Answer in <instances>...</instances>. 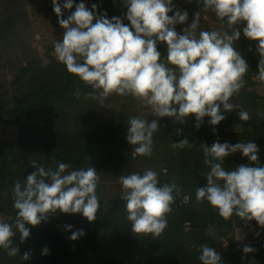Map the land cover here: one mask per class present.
<instances>
[{
  "label": "clouds",
  "instance_id": "9594fccd",
  "mask_svg": "<svg viewBox=\"0 0 264 264\" xmlns=\"http://www.w3.org/2000/svg\"><path fill=\"white\" fill-rule=\"evenodd\" d=\"M51 3L64 30L62 39L53 46L55 59L92 89L86 98L97 100L103 107L112 95L128 96L150 108L151 115L157 117L150 123L139 116L128 118L126 139L134 157L153 154V135L160 129L159 118H173L183 124L194 116L199 129L205 117L210 118L208 123L212 126L223 121L226 117L221 108L225 112L240 108L239 119H250L247 111L231 102L245 87L249 72L235 42L241 37L238 26H242L243 36L255 42L259 55L254 79L264 85V0H198L202 9L180 32L176 25L186 24L189 13L176 9L173 0H123L128 24L120 17L107 18L106 12L97 14V5L89 10L83 2L75 5V11L65 19L62 7L72 9L73 0H65L62 6L58 0ZM207 13L214 14L219 28L200 29ZM160 43L166 45V56L158 50ZM76 95H80L79 91ZM181 131L177 129V134ZM172 146L190 149L194 145L185 137ZM200 148L203 164L209 170L205 173L206 186L195 190L196 202L206 201L226 221L235 215L243 221L255 220L264 228V166L259 165L258 146L252 141L233 145L217 139L210 147L204 143ZM236 152L257 166L242 164L226 170L225 158ZM31 165L35 167L37 163L32 161ZM69 168L66 163H59L55 170L39 167L23 185L19 181L14 184V222L0 219V249L8 256L19 253V248L13 246L17 232L24 242L30 236L26 225L38 226L57 212L82 214L89 223L97 220L102 208L97 194L100 175L90 166L71 171ZM119 183L130 231L136 236L150 235L153 240L162 237L173 211V192L180 196L178 185H161L158 173L152 169L143 174L121 175ZM108 207L105 201V212ZM64 227L71 230L73 226ZM85 234L79 229L69 239L75 241ZM206 234H213L211 226ZM197 251L201 264H223L212 246L201 244ZM242 252L247 255L255 248L246 245ZM42 254H49L47 247ZM30 255L25 252L21 258L28 260Z\"/></svg>",
  "mask_w": 264,
  "mask_h": 264
},
{
  "label": "trees",
  "instance_id": "16d2710c",
  "mask_svg": "<svg viewBox=\"0 0 264 264\" xmlns=\"http://www.w3.org/2000/svg\"><path fill=\"white\" fill-rule=\"evenodd\" d=\"M85 1L89 10L95 4L97 14L106 12L109 19L115 16L129 23L123 0ZM58 2L62 6L65 0ZM0 3L1 61L11 38H22L21 27L27 25L28 16L21 0H0ZM173 4L202 6L198 0H173ZM70 10L62 7V18L66 19ZM44 16L55 30H61L51 0H45ZM191 21L189 18L186 24L176 25V30L182 31ZM235 47L249 65L247 83L235 98L250 119L241 121L239 110L225 112L222 108L226 117L223 121L212 126L208 123L210 118L205 117L199 129L195 127L194 116L186 118L183 124L173 118H159L160 129L153 135V154L143 157L141 165L138 164V173L152 169L158 173L161 185L176 183L181 190L180 196L173 192L176 198L168 215V227L157 240L130 231L125 202L120 199L121 188L111 192L104 186L108 175L119 178L124 172H132L133 163H137L126 139L128 118L136 116L135 113L120 109L103 115L98 101L85 96L92 89L69 74L54 57L44 62L35 52H24L11 80L6 81L7 87L0 86V123L17 127L16 138L0 141V212L7 213L9 223H13L14 184L19 181L23 185L26 177L39 167L55 170L59 163L69 164V171L95 168L100 175L97 194L102 208L92 223L82 214L57 212L38 226L26 225L29 238L21 242L17 232L19 253L10 257L0 249V264H201L197 258L201 244L212 246L221 255L223 264H264V238L234 236L235 229L244 227L247 221L235 215L226 221L206 201L198 204L195 199V190L207 184L205 173L209 170L203 164L201 144L210 147L217 139L233 145L252 141L259 148V165L264 166V97L248 90L255 83L259 55L255 45L236 41ZM158 50L166 56L164 43L158 44ZM154 119L157 117L149 123ZM177 129L182 130L181 134H177ZM185 137L194 145L192 148H173L172 143ZM32 161L37 163L35 167ZM242 164L257 166L236 152L225 158L223 167L232 170ZM105 201L109 205L106 212ZM65 225L73 227L66 230ZM209 226L212 235L206 234ZM79 229L86 234L75 241L69 239ZM246 245L255 248V252L245 255L242 249ZM45 247L49 250L47 255L42 254ZM25 252L31 253L28 260L21 258Z\"/></svg>",
  "mask_w": 264,
  "mask_h": 264
},
{
  "label": "rangeland",
  "instance_id": "374dc122",
  "mask_svg": "<svg viewBox=\"0 0 264 264\" xmlns=\"http://www.w3.org/2000/svg\"><path fill=\"white\" fill-rule=\"evenodd\" d=\"M25 5L27 11L26 26L21 27L22 38H11L10 45L8 49H4L2 60L0 61V86L8 83L6 81L11 80L12 74L16 70L19 61L22 60L24 52H35L38 54L44 62H48L50 56L54 57V43L62 39L63 29L55 30L51 23L44 16L45 11V0H21ZM85 3L88 8L87 2L85 0H79L78 2H73V8L71 12L75 11V5L79 3ZM1 5V3H0ZM176 9L186 10L189 13V18L193 19V14L202 9L193 8L190 5H178ZM69 14V15H70ZM204 13L201 11V17ZM207 19H201L200 29L209 30L212 28H219L220 24L215 22L210 13H207ZM192 22V21H191ZM191 22L189 24H191ZM241 28V37L237 41L238 43H243L247 45H255V42L248 40L243 36L242 26ZM60 32V33H59ZM27 41V43H26ZM249 91L254 92L255 94L264 97V85H262L258 80H255L253 86L248 88ZM234 104H239L235 97L231 100ZM106 106L99 107L103 115H110L117 112L120 109H129L135 113L136 116L147 120L148 122L154 116L151 115V110L148 107L140 105L137 101L133 100L128 96H118L114 95L109 99L108 102H105ZM243 109V108H242ZM239 110L240 108H236ZM245 110V109H243ZM246 111V110H245ZM17 137V127L14 124H5L0 123V141L12 140ZM134 161L133 169L130 173H122L121 175H128L140 169L141 161L143 157L133 156ZM146 158V157H145ZM139 164V165H138ZM104 186L109 188L111 192H116L121 188L119 184V178H116L113 174L108 175L104 181ZM0 219L5 222H9L10 216L7 213L0 212ZM234 236L236 239L251 237L258 240L264 238V228H261L255 220L247 221L246 225L241 228H236ZM18 236L13 237V246H17Z\"/></svg>",
  "mask_w": 264,
  "mask_h": 264
}]
</instances>
